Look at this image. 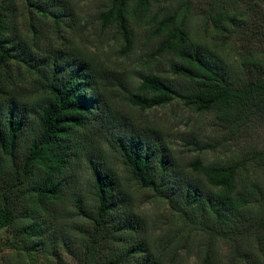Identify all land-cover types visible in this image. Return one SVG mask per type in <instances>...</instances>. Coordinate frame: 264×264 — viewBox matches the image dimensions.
I'll return each instance as SVG.
<instances>
[{
    "label": "trees",
    "instance_id": "1",
    "mask_svg": "<svg viewBox=\"0 0 264 264\" xmlns=\"http://www.w3.org/2000/svg\"><path fill=\"white\" fill-rule=\"evenodd\" d=\"M161 1L109 0L98 13L127 53L140 27L160 37L137 69L105 64L73 41V0H0V227L34 264L40 253L66 264L62 246L80 264H176L134 208L139 189L206 236L209 254L218 257L223 240L228 264H264V151L185 168L162 127L131 115L176 101L213 113L231 139L264 123V51L250 45L263 35L264 0H206L210 40L188 30L195 0L155 11ZM165 56L167 71L154 70ZM83 166L89 193L78 187Z\"/></svg>",
    "mask_w": 264,
    "mask_h": 264
},
{
    "label": "rangeland",
    "instance_id": "2",
    "mask_svg": "<svg viewBox=\"0 0 264 264\" xmlns=\"http://www.w3.org/2000/svg\"><path fill=\"white\" fill-rule=\"evenodd\" d=\"M79 15L78 26L70 30L69 36L80 46L88 47V50L97 55L105 64L117 68H142L158 48L160 37L156 32L149 31L145 27L138 29L135 40L134 52L127 53L119 47L120 36L106 25H102L98 19L99 11L103 10L109 0H73ZM167 3L162 0L155 6V11L163 9ZM194 18L189 21V32L198 37L210 40L211 31H208L200 18L201 13L207 9V1H194L192 4ZM264 31V28H263ZM263 35L251 38L250 45L264 51ZM248 43V42H247ZM240 44V43H239ZM237 46V50L239 51ZM229 57L236 52L227 51ZM161 58L159 54H155ZM169 67L168 56L153 64V69L166 72ZM122 104V105H121ZM124 103L120 101L121 108ZM128 109V106L123 108ZM132 117L145 123H155L162 127L167 134L170 145L176 152L180 166L192 168L191 162L195 158H201L204 163L219 162L232 163L252 151H264V123H256L248 128H243L239 136L231 139L224 129L215 123L213 113H199L184 106L180 102H173L165 107H158L148 111H131ZM110 162L116 165L120 172L121 162L114 156H110ZM79 176L78 187L85 193L90 176L86 166L77 173ZM85 190V191H84ZM71 198V193L68 194ZM69 210L73 208L72 199L66 203ZM134 208L146 219L147 231L150 234L152 244L159 250H164L168 261L176 259V264H228L229 244L220 241V255L209 254L207 237L202 234L194 235L193 228L186 226L172 210L170 204L152 195L150 191L143 189L135 192ZM72 220V219H70ZM72 222V221H70ZM9 230L0 227V264H34L26 253L21 254L10 247L7 240ZM12 231V230H11ZM78 246V245H77ZM176 255V257H175ZM211 255V256H210ZM63 261L66 264H80V257L68 252L62 246ZM37 264H57L54 257L48 259L44 254L37 256Z\"/></svg>",
    "mask_w": 264,
    "mask_h": 264
}]
</instances>
